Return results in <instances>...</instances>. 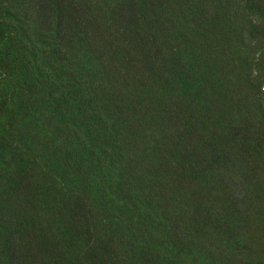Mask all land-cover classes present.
Segmentation results:
<instances>
[{
  "label": "trees",
  "instance_id": "trees-1",
  "mask_svg": "<svg viewBox=\"0 0 264 264\" xmlns=\"http://www.w3.org/2000/svg\"><path fill=\"white\" fill-rule=\"evenodd\" d=\"M0 264H264V0H0Z\"/></svg>",
  "mask_w": 264,
  "mask_h": 264
}]
</instances>
